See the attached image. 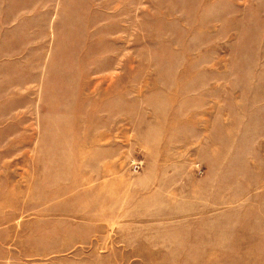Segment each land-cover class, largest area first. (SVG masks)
Instances as JSON below:
<instances>
[{"label":"rangeland","instance_id":"rangeland-1","mask_svg":"<svg viewBox=\"0 0 264 264\" xmlns=\"http://www.w3.org/2000/svg\"><path fill=\"white\" fill-rule=\"evenodd\" d=\"M0 264H264V0H0Z\"/></svg>","mask_w":264,"mask_h":264}]
</instances>
